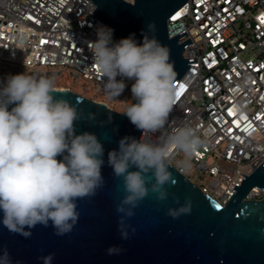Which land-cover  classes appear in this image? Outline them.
<instances>
[{
	"label": "clouds",
	"instance_id": "obj_1",
	"mask_svg": "<svg viewBox=\"0 0 264 264\" xmlns=\"http://www.w3.org/2000/svg\"><path fill=\"white\" fill-rule=\"evenodd\" d=\"M155 31L151 22L142 43L133 36L113 43V30L100 26L97 39L88 42L110 100L122 94L124 79L134 81L131 94L135 103L123 102L126 108L122 114L142 136L139 140L122 138L119 150L108 152L107 161L113 176L122 181L124 195L115 210L124 240L129 239L126 220L134 216L133 210L149 194L157 202L165 201L169 196L165 185H176L169 171L170 160L179 154L182 158L176 161L177 168L189 173L195 154L204 146L197 131L183 123L160 142L142 139L166 128L176 102L177 72L170 49L160 43ZM118 76L122 79L117 80ZM55 88L54 78L26 72L8 76L0 86V223L9 233L26 239L37 225L47 228L51 224L58 237L71 233L80 217L77 201L96 196L105 184L102 144L95 134H75L76 122L94 120V114L85 117L78 110L76 105L83 102L78 97L76 105L55 98ZM10 105L14 106L9 110ZM173 199L179 204L178 198ZM191 212L192 201L186 197L183 205L169 208L166 215L178 219ZM131 232L135 234V229ZM121 251L114 246L106 253L118 255ZM54 256L50 253L39 259L42 264H52ZM0 264H13L6 248H0Z\"/></svg>",
	"mask_w": 264,
	"mask_h": 264
},
{
	"label": "built area",
	"instance_id": "obj_2",
	"mask_svg": "<svg viewBox=\"0 0 264 264\" xmlns=\"http://www.w3.org/2000/svg\"><path fill=\"white\" fill-rule=\"evenodd\" d=\"M90 13L93 5L88 0H0L2 85L8 76L24 72L51 78L67 72L73 84L108 98L88 46L104 25ZM181 32L186 36L177 43L190 42L182 57L195 63L188 64L174 86L176 102L169 124L142 139L160 142L179 124L192 126L204 141L192 160V171L204 184L197 185L171 165L178 154L169 165L224 205L243 177L264 165V0H186L166 20L168 38ZM112 40L116 43L113 35ZM124 83V91L112 103L123 102L131 92L134 81ZM96 103L109 109L111 102ZM244 200L264 202V192L252 187Z\"/></svg>",
	"mask_w": 264,
	"mask_h": 264
},
{
	"label": "water",
	"instance_id": "obj_3",
	"mask_svg": "<svg viewBox=\"0 0 264 264\" xmlns=\"http://www.w3.org/2000/svg\"><path fill=\"white\" fill-rule=\"evenodd\" d=\"M94 11L89 17L113 30L118 42L133 36L138 44L143 41L147 25L155 23V37L170 49L177 77L183 76L195 59H184L182 51L189 40L184 32L168 38L166 20L186 0H88ZM151 36L152 33H149ZM53 96L76 105L85 117L93 113L94 120L81 119L75 124V134H95L103 146L104 164L101 174L104 187L91 199L78 200L80 217L71 233L54 235L51 224L47 228L37 225L31 229L30 238L9 233L0 223V248H6L13 264H42L40 257L54 253L52 264H264V202L244 200L246 193L256 187L264 192V165L261 164L248 176L243 177L233 195L220 205L202 194L195 185L169 165V171L177 183L165 185L169 193L165 201L157 202L149 194L137 208L134 216L127 219L130 225L129 239H121L118 231L119 216L116 205L122 199V181L113 176L108 165V152L119 150L124 137L139 140L142 132L122 113L108 109L101 103L82 98L68 90L55 89ZM130 102L135 103L131 98ZM14 105L9 106V110ZM125 110V109H124ZM63 157H57L61 160ZM135 170V169H131ZM173 197L179 199V204ZM192 201L190 215L172 219L166 215L169 208ZM2 220V213H0ZM135 229L132 234L131 229ZM27 230V229H26ZM119 247L118 255H108L110 247Z\"/></svg>",
	"mask_w": 264,
	"mask_h": 264
},
{
	"label": "rangeland",
	"instance_id": "obj_4",
	"mask_svg": "<svg viewBox=\"0 0 264 264\" xmlns=\"http://www.w3.org/2000/svg\"><path fill=\"white\" fill-rule=\"evenodd\" d=\"M30 75H35V76H40L38 75L37 71H32L30 73ZM55 80V84H56V88L55 89H59V90H66L68 89V91L82 97L85 98L89 101L92 102H97L98 100H104L105 102H111L110 104L108 103V107L109 109L117 112V113H122L124 111V109L126 108V104L123 102H130L131 98H132V94L131 92L127 95V96H123L122 99H125L123 102L121 103H112V101L109 98H105V97H101L100 95L96 94V92H94L91 88H88L86 86H83L81 84L79 85H75L73 84V77L67 73V72H62V77H54ZM0 86H2V82L0 81ZM182 158L179 154L173 158L171 160V165L173 167H176V161L178 159ZM208 163L211 164L212 160H208ZM193 169V167H192ZM188 175H190L194 180L195 183L197 185L200 184H204V179H202V181H200V178L198 177V175L194 172V171H190L189 173H186Z\"/></svg>",
	"mask_w": 264,
	"mask_h": 264
},
{
	"label": "bare ground",
	"instance_id": "obj_5",
	"mask_svg": "<svg viewBox=\"0 0 264 264\" xmlns=\"http://www.w3.org/2000/svg\"><path fill=\"white\" fill-rule=\"evenodd\" d=\"M59 90V89H58Z\"/></svg>",
	"mask_w": 264,
	"mask_h": 264
}]
</instances>
